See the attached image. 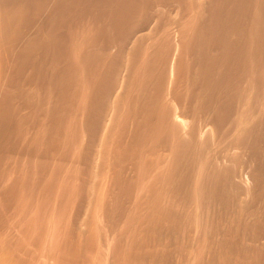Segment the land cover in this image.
Here are the masks:
<instances>
[{
  "label": "bare ground",
  "instance_id": "6f19581e",
  "mask_svg": "<svg viewBox=\"0 0 264 264\" xmlns=\"http://www.w3.org/2000/svg\"><path fill=\"white\" fill-rule=\"evenodd\" d=\"M36 17L29 36L24 26ZM13 58L31 61L30 92L19 86L20 69L9 75ZM24 106L38 117L31 133L39 127L32 137L45 157L31 156L19 192L22 162L10 154L11 140L29 133ZM3 155L12 162L0 168V218L13 222L9 232L41 221L42 205L31 214L40 195L62 212L83 196L94 206L98 248L60 245L48 256L55 264H113L107 253L125 264H147L149 256L211 264L218 253L258 264L264 244H242L264 227V0H0ZM115 215L124 219L118 230H129L122 244L100 225L101 216L114 223ZM226 215L230 224L218 233L231 226L241 241L233 240L232 258L228 240H210ZM0 237V264L37 259L30 250L18 254L21 246L17 255L15 240Z\"/></svg>",
  "mask_w": 264,
  "mask_h": 264
},
{
  "label": "rangeland",
  "instance_id": "374dc122",
  "mask_svg": "<svg viewBox=\"0 0 264 264\" xmlns=\"http://www.w3.org/2000/svg\"><path fill=\"white\" fill-rule=\"evenodd\" d=\"M35 19L36 20L35 21L33 20L31 25L28 23L26 26H24L26 28V29L23 28V29H25L24 31L26 32L28 30V33L26 32L27 35L29 33L31 34V32H33V31H35V29H36V25L35 24L39 20L38 17H36ZM34 22H36V23L34 24ZM30 23H31V21H30ZM28 26H29V28H28ZM30 34H29V36H31ZM23 40H20L19 42H17L16 45L13 46L12 52H14L16 49L19 51V50H21L23 48L22 46L26 42L25 40L24 41ZM22 43H23V45H22ZM33 57H34V55H33ZM35 57H36V55H35ZM17 61L14 60V58H13L11 63L7 64L5 67L7 68V71H9V75H12L14 73L15 69H20V71L22 73L21 74L22 76L18 80L19 81H24L25 80V81L20 83L19 86L21 87V89H23L26 86L25 87V91L26 92H30L31 91V85H30V81L29 80H31V61H28V62H23V61H20V60H17ZM17 102L21 103V100L17 101ZM30 109L27 108L26 106H24L23 110H22V108L20 110L21 115L23 117H25V118H29L30 117L31 118V119H29V121L27 123V124H29V125H27L28 127L27 126L25 127V128H27L26 133H28V132L29 133L27 135L26 134L21 135L18 138L15 137L14 139L11 140L12 141L11 142V144H12V154H10V155H15V156L19 157L18 160L22 162V164H20V165H18L16 167V176L17 177L14 178V184L18 188L19 192H21L23 187H24V184L22 183V182H24L22 176H24V172H28L27 164H29V166H31V161H30L31 160V156H35L36 155L37 158L40 157V159H44V157H45L44 153H42V151L39 152V149H37L38 146L36 145L35 140H33V137H32L39 130V127H36L35 130L31 133L30 124H31V122L38 121L37 120L38 117L35 119V117L32 118L31 116H29V115H32V111ZM51 148L59 149V152L62 153V148H60V147L51 146ZM43 150L45 151L44 148H43ZM33 154H35V155H33ZM3 156L5 158L0 161V163H1L0 164V166H1L0 168H2V169L5 168V167L9 168L11 166V164H12L11 160L8 158L9 155L8 156L3 155ZM57 156H60V155H57ZM25 160H26V162H23ZM64 165H62V167H64ZM77 168H80V165L77 166ZM29 172H31V167L29 168ZM57 175L60 176L59 173H57ZM29 180H30V183L32 185L33 179L31 180V175L29 176ZM48 198H50V196L47 197L46 200L42 201L44 198L40 195L39 199H37V198H35L34 200L31 199L32 200V204H33L32 208H31V214L32 215L35 212L36 213L39 212V208H40L41 205H42L41 207H43V208H41V210H40L42 212L41 221L38 222L39 218L38 217L36 218V216H34V220L37 221L38 223L34 224V222H32L31 223V227H30L31 229H29L28 226H27L29 231H31L30 233L27 232L28 229L25 227V224H22V223L21 224L24 225V226L18 225V227L15 228V231L13 230V231L9 232L10 228L12 226L11 224L13 222L11 223L10 219H8L7 217L6 218L2 217L3 220L4 219L5 220L8 219V221L7 220H6V222L4 221L5 224L0 222V235L2 237L5 235V237H8L9 239L13 238V239H11V241L13 240L12 242H14V240H15L14 245H12V242H11V245L13 246L12 248L15 250L14 252L17 254V252H16L17 249H15V248H18L17 246H21L19 248L23 249V247H22V242H23V246H24L25 250L21 249L22 251L20 252V249H19L18 250V254H22L23 251L25 252L27 250H30L31 254L32 253H37V259L34 260V259L31 258V261H24L22 256L19 255V257L17 258L15 264H37V263H35V261L38 262L39 264H55L53 259H49L48 256L50 254V256H52V258H55L57 253H58V249H59L60 245H62L64 247H68V248H70V247L80 248V246H82L83 248H89L92 245V249L93 250H94V247L96 249L98 248L97 244H98L99 241H96V240H98V238L94 237L91 234L92 231L90 229L92 227L90 222H91V220L94 219V217H92V216H95L94 215L95 212H92L94 210L93 209L94 206H91L89 204L86 196H85V198L83 196L82 199L79 197L78 200H75L76 203L74 205H72L71 207L69 205V207L64 212H62L59 209V206L57 204H55V201L53 199L51 200V198H50L48 200ZM10 203H12V202H9V203L6 202V204H8V205ZM80 205L82 206V208H81ZM0 207H1L0 208V210H1L3 208V206L0 204ZM10 207H12V206H9V208ZM85 208H86V210H85ZM223 208L224 207H222V209ZM219 209L222 210L221 207H219L218 210ZM33 210L34 211L36 210V211L34 212ZM61 214H62V216H61ZM53 215H56L57 218L51 219ZM118 216H120V215H115L116 219H115L114 223H110L109 218L102 217V216L100 218V221H101L100 225L102 226V228L107 229L109 227L110 230L109 229L108 230H109L110 233H108V236L110 237V239H111V236H112V238H114V240L111 239V241L114 244H117L119 242H121V244L125 243L126 239H127V236L129 234V230L126 229V228H123V230L120 229L122 232H120V230H118L120 227H123L122 225L124 223V219L121 218V217H118ZM139 217L140 216L135 217L134 221L137 224L138 229H139V227L141 229V225H142L143 222L141 223V220H139ZM231 217H232L231 215H230V218H229V215L228 216L226 215V218H223L222 220L220 219L219 221L214 222L216 225H214L213 222L210 223L211 225L213 224L212 227L210 228L211 229L210 230V232H211L210 233V240L211 241L215 240L214 242H216L217 240L219 241V239L220 240H222V239L228 240L227 245L231 247L229 255L232 258L235 255V254L232 255V252H234V250H235L234 249V244H235L234 242H235V240L237 242L240 241V239L236 238L235 235H234V234H237L235 228L230 226L231 230L228 227V229L225 230L226 233H218L219 227L220 228L224 227V226L227 227V222L228 221H229L228 223L230 224V221L232 219ZM226 219H227V221H226ZM3 220L1 219L2 222H3ZM206 220H208L207 222L209 223V220L211 222L212 218L211 217H209V218L207 217L205 219V222H206ZM9 221H10L11 224L9 223ZM7 222H8V225L10 224V227H7L8 226ZM117 223H118V226H116ZM111 224H113L111 226L112 229L110 227ZM229 224H228V226H229ZM262 225H264V222H261V226ZM208 226L210 227L209 224H208ZM21 227H23V228H21ZM6 228H7V230H6ZM8 228H9V230H8ZM21 229L22 230L23 229H25V230L27 229L26 231L24 230L25 231L24 233L26 234V232H27V234L24 235L23 232L21 231ZM113 229H115L114 230L115 232L118 231V233H121L122 235L121 234L119 235L118 233H113L114 232ZM216 230H217V232H216ZM159 231H160V234L161 233L162 234H166V233L167 234H173L176 230L171 229V228L162 229L161 227H159ZM159 231H158V233H159ZM231 231H233V232H231ZM254 231H256V230L248 231L249 234L246 235L247 238H246V242H244L245 245L241 243L243 247H245L247 245L251 249L252 248L251 246H253L252 244H254L253 243L254 240L259 243L258 244L259 246H260L261 243H262L261 246H263V244H264V227L263 226L262 227L259 226V229H257V231H256V235H255ZM260 232H261V234H260ZM9 233L11 235L13 233V235L16 236L17 238L20 237V236L22 237L24 235L22 238L27 237V239L25 238L26 240L23 239L21 241L22 238L20 237V240L18 238V241H21V243L18 242V241L16 242L17 238L15 237V239H14L13 235L11 237H9ZM19 233H21L22 235L19 234ZM54 233H55V235H54ZM141 233H144V229H141ZM251 233H253L254 235L251 234ZM29 234H30V236H29ZM115 234H116V238H115V236L113 237V235H115ZM220 234H222V236L219 237ZM198 235H199V233H190V238L191 237H196ZM175 236H176V234H175ZM124 239H125V241H124ZM198 239H199V237L196 240H198ZM233 240H234V242H233ZM92 241H95V243H92ZM218 241L215 243L216 245H217ZM176 242H177V240L172 241L171 245L172 246L176 245ZM237 242H236V244H238ZM15 243H18V244L16 245ZM236 246L238 247V245H236ZM263 249H264V246H263ZM211 251H207V252H210L209 254L208 253L207 254L210 255L213 252H216L215 248L213 250H211ZM110 254L108 255V253H107V258L110 259L112 263L114 262L115 264H125V263H123L125 260H123L124 258L121 257V255L119 256V258H117L118 255H115V253H110ZM213 254H212V256H213ZM218 254L219 255L217 256L215 261L211 262V264H234V263L229 262V261L226 260V255L220 254V253H218ZM261 254L263 255L264 253L262 252ZM82 255L85 256V257L88 256V254L86 252H82ZM92 256H93V254H90L87 257V259H90L92 261ZM212 256H210V258H212ZM153 258L154 257H150L149 256V259H147V264H167L164 261H160L159 257L158 258H154V259ZM172 258H171V260L168 258L169 261L172 262V263H168V264H176V263H173V262H175V261H177L179 259V258H177V256H174L175 261ZM248 258H242V260H240V261H242V263H240L235 258L234 259L236 260L237 264H252V263H254L253 261H249L248 262L247 261ZM120 259L123 260V261H121ZM137 259L139 260V257ZM250 259H251V257H250ZM65 264H68L67 260H65ZM92 264H94V262ZM177 264H180L179 261H177ZM258 264H264V255L262 256V260H260V262Z\"/></svg>",
  "mask_w": 264,
  "mask_h": 264
}]
</instances>
